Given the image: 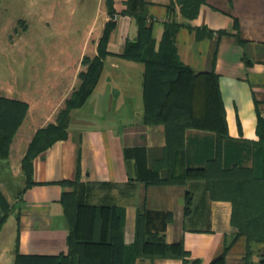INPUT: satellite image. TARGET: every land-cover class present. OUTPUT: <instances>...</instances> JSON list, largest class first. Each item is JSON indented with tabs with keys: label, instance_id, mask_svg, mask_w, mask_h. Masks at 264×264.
<instances>
[{
	"label": "crops",
	"instance_id": "0c3cea01",
	"mask_svg": "<svg viewBox=\"0 0 264 264\" xmlns=\"http://www.w3.org/2000/svg\"><path fill=\"white\" fill-rule=\"evenodd\" d=\"M139 15L149 26L155 50L167 26L175 25L179 61L196 75L215 77L226 123L222 166L251 168L259 159L264 0H204L193 16L183 13L180 0H101L95 40L89 45L84 41L76 59L59 68L44 96L37 100L35 95H0L27 104L4 159L8 166L12 157L18 161L22 180L17 195L7 199L6 221L15 225L11 264L17 253L65 256L73 264H183L181 256L160 255L159 247L149 246L150 234L179 245L200 264L258 261L262 244L238 231L232 223V201L212 197L205 178L157 182L168 174L160 165L168 146L166 126L145 120L144 63L123 56L126 43L138 37ZM108 22L112 27L98 79L85 101L69 111L66 136L31 159L27 185L21 160L36 129L31 126L56 121L55 112L80 84L83 57L98 54V39ZM26 120L30 129L21 134ZM183 140V168L203 169L216 154L214 129L189 127ZM71 191L81 206L72 256L68 244L72 228L62 201V195ZM119 231L122 242L116 238Z\"/></svg>",
	"mask_w": 264,
	"mask_h": 264
},
{
	"label": "trees",
	"instance_id": "16d2710c",
	"mask_svg": "<svg viewBox=\"0 0 264 264\" xmlns=\"http://www.w3.org/2000/svg\"><path fill=\"white\" fill-rule=\"evenodd\" d=\"M204 0H180L182 11L187 16L196 14L199 5ZM138 37L126 43L123 56L131 60H140L144 63L143 97L144 117L147 122H162L166 126L168 146L164 151V159L160 165L166 168V178L158 183L183 182L186 178L203 177L210 195L214 198H225L232 201V223L238 231L244 234L250 242L260 241L262 248L256 263L264 264V237L254 234L248 229L251 222L241 220L234 200L220 192L231 184L242 187L255 172H261L264 180V121L258 122L260 140L257 143L258 160L251 168L232 166L225 168L221 163V142L226 137V123L221 110L215 77L212 75H196L186 65L182 64L175 52L173 35L175 25L167 26L157 50L154 49L153 39L150 36L149 26L138 16ZM112 27L106 23L97 43L98 54L93 57H83L84 70L79 73L80 84L65 100V109L56 117V124L45 129H39L30 140L27 150L21 160V167L25 175V183L29 185L31 176V159L40 151L51 145L54 141L66 136V125L69 111L81 105L91 93L101 70L102 57L107 53L106 43L108 33ZM157 81V84L154 82ZM165 84V85H164ZM27 109L24 101L9 99L0 96V147L2 158H6L12 137L20 125ZM206 127L216 131V154L210 158L203 169H190L184 167V131L189 127ZM252 175V176H251ZM74 182V181H73ZM64 181V184H73ZM264 185V182H263ZM247 187V185H245ZM65 214L71 225L68 239L70 255L74 253L77 243L73 239L77 223L80 204L77 203L74 191L62 195ZM264 201V192H263ZM1 211L4 218L9 213L7 200L0 199ZM103 208H99L101 212ZM6 211V212H4ZM143 231V230H141ZM264 231V226H263ZM121 241V232L116 235ZM111 241V240H110ZM100 241L98 240L97 243ZM102 243V241L100 242ZM111 243V242H110ZM149 246L159 247L160 255H178L183 258V264H200L190 260L186 251L179 245L166 244L162 237L150 234L146 240ZM69 258V257H68ZM14 264H73V260L65 256H25L16 254Z\"/></svg>",
	"mask_w": 264,
	"mask_h": 264
},
{
	"label": "rangeland",
	"instance_id": "374dc122",
	"mask_svg": "<svg viewBox=\"0 0 264 264\" xmlns=\"http://www.w3.org/2000/svg\"><path fill=\"white\" fill-rule=\"evenodd\" d=\"M100 1L0 0V95L11 93L20 98L35 95L37 100L44 96L46 89L55 83L59 68L76 59L84 41L89 45L95 40L99 27L95 17ZM65 100L55 112V118L65 109ZM56 123H45L42 127L34 124L32 138L39 129ZM28 128L26 120L20 133L27 132ZM1 148L0 199L5 201L17 195L22 180L18 161L12 157L9 167L6 158H2ZM254 177L242 187L231 184L220 192L234 200L239 223L251 222L248 229L253 235L264 237V180L260 171ZM1 207L0 203V264H11L10 238L14 236L15 225L7 223Z\"/></svg>",
	"mask_w": 264,
	"mask_h": 264
},
{
	"label": "built area",
	"instance_id": "2783aa9c",
	"mask_svg": "<svg viewBox=\"0 0 264 264\" xmlns=\"http://www.w3.org/2000/svg\"><path fill=\"white\" fill-rule=\"evenodd\" d=\"M116 17H117V14H114V15H113V18L115 19Z\"/></svg>",
	"mask_w": 264,
	"mask_h": 264
}]
</instances>
